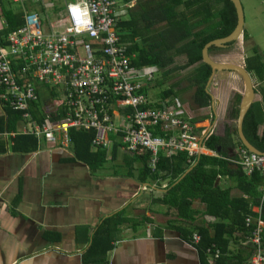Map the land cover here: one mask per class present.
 I'll list each match as a JSON object with an SVG mask.
<instances>
[{
    "label": "crops",
    "instance_id": "obj_1",
    "mask_svg": "<svg viewBox=\"0 0 264 264\" xmlns=\"http://www.w3.org/2000/svg\"><path fill=\"white\" fill-rule=\"evenodd\" d=\"M51 2L63 4V0ZM51 2L46 1L48 4ZM14 4L23 7V13L25 10L39 9H33L31 2ZM57 10L58 7H55L52 11ZM55 17L50 16L49 21L52 22ZM43 18L48 19L46 16ZM217 54L210 55L217 59ZM179 61L183 62L180 64ZM185 62L184 57H178L175 65ZM223 62L246 66L245 58L243 62L237 57ZM191 68L176 73L170 79L161 78L159 84L165 86L161 94L174 87L176 95L172 106L182 116L194 121L200 133L203 131L211 136L225 137L227 129L232 130L237 126L238 118L234 117L233 110L237 99H242L243 80L234 73H220L210 87V105L201 107L194 101L195 89L188 80V73L194 66ZM158 72L156 70V74ZM254 79L259 92L258 102H261L263 95L258 89L259 83ZM37 91L40 100L35 106L32 105L31 111L34 120L39 123L46 114L55 117L60 113L62 93L41 84H37ZM160 100L161 95L157 101ZM7 109L9 107L0 101V128H3L0 130V264H84V256L92 246L99 226L105 219L118 213L139 221L143 217L151 221L136 227L126 224L115 231L106 264H203L199 251L189 241L192 235L184 238L185 231L191 234L195 224L178 219L174 210L154 202V198L161 196V190L153 189L155 186L142 189V185L149 184H142L136 179L141 161L139 158L134 159L135 154L121 149L120 134L111 133L112 147L107 151L106 161L100 166H91L75 157L72 139L66 146L49 144L25 134L26 122L21 118L16 131L8 130ZM114 111L115 127L120 128L127 123L126 110L115 108ZM261 129L262 126L260 134ZM19 135L34 137L37 148L31 152L15 151L14 140ZM239 148L236 145L235 150L229 149L227 157L217 151L207 150L208 156L230 161L236 157ZM96 150L93 148V151ZM130 172L133 175H129ZM163 183L157 182L160 188H165L161 187ZM218 184L223 188H231L230 196L234 199L247 200L253 215L262 211L260 205L254 204L253 199L238 188L239 183L235 180L222 178ZM263 189L264 186L259 190L262 193L261 203L264 202ZM192 210L203 214L206 205L195 201ZM194 218L196 224L204 222L212 227L218 224L233 225L231 220L222 221L211 216ZM234 218L235 215H232L231 219ZM243 239L244 235L236 232L230 249L235 253L237 250L244 252L248 242H243ZM236 255L229 256V264H239V256ZM210 257L208 262L212 264Z\"/></svg>",
    "mask_w": 264,
    "mask_h": 264
},
{
    "label": "built area",
    "instance_id": "obj_2",
    "mask_svg": "<svg viewBox=\"0 0 264 264\" xmlns=\"http://www.w3.org/2000/svg\"><path fill=\"white\" fill-rule=\"evenodd\" d=\"M6 1L31 2L39 7L25 10L21 28L0 35V101L20 113L26 122L25 134L66 146L71 143L70 129L94 131L93 148L106 151L112 147L111 133L120 134L121 149L148 154L151 171H155L160 155L170 158L186 153L191 164L208 155L203 140L210 133H200L199 126L171 103L150 100L147 89L154 83L157 69L132 64L135 56L121 41L117 26L126 8L134 5L120 6L117 0H63L65 5L45 0ZM55 7L58 10L53 12ZM55 15L54 21H49ZM1 23L0 30L5 20ZM37 84L62 93L61 118L52 120L46 114L42 122L34 120L31 107L38 101ZM115 108L126 110L127 123L120 128L114 124ZM156 129L162 134H155ZM230 161L247 176L259 173L264 178V154L240 147ZM150 186L142 185V189ZM260 213L245 219L246 227H252L249 241L254 249L248 264H264ZM200 241L201 236L193 233L191 246L195 248ZM208 253L215 264L220 252L209 248Z\"/></svg>",
    "mask_w": 264,
    "mask_h": 264
},
{
    "label": "trees",
    "instance_id": "obj_3",
    "mask_svg": "<svg viewBox=\"0 0 264 264\" xmlns=\"http://www.w3.org/2000/svg\"><path fill=\"white\" fill-rule=\"evenodd\" d=\"M117 1L120 6L135 2L134 6L126 8V15L119 18L117 26L121 41L128 45L129 54L135 56L132 64L136 67H156L165 79H170L176 73L194 66L193 70L188 73V80L195 89L194 101L201 107L209 106L211 98L206 91V86L212 74V68L202 62L203 50L210 42L228 37L236 29L238 18L234 4L230 0ZM0 17L5 20V27L1 33L3 36H7L24 25L23 7L15 6L10 1L0 0ZM243 39L246 42L250 41L246 32H244ZM235 44L228 46L232 48ZM220 50L212 47L209 53ZM251 52L250 55L247 53L245 58L246 69L259 83L258 89L263 95V100L254 103L248 111L244 120L243 132L251 145L264 152V133H259L261 126L264 125V56L256 46H251ZM178 57H184L186 62L182 65H175ZM175 95V88L172 87L161 94V99L172 105ZM38 100H40L39 93ZM240 102L241 99H237L233 110L236 119L239 116ZM7 114L8 130L16 131L17 124L21 121L20 113L9 108ZM34 116L37 115L34 113ZM57 118H61L60 113H57L55 117L52 116L51 119ZM0 130L2 131L3 128ZM158 133L161 132L156 129L155 134ZM69 136L74 141V154L78 160L91 166H100L106 161L108 155L106 150L93 151L94 131L70 129ZM14 142L13 149L18 152H31L37 148L36 139L32 136L19 135ZM236 145L244 147L239 139L237 126H234L232 130L227 129L225 137L212 135L204 141L207 149L217 151L223 157L228 156L229 149L235 150ZM138 158L141 161L136 174L138 182L149 185H152L154 181L158 184L163 181L166 183L165 188H160V185L156 183L153 189L161 190L159 193L161 196L154 198L153 201L174 210L178 219L195 224L191 234L185 231L184 238L190 237L193 233L201 236V241L196 244L195 249L199 251L203 264H209V248L214 252L215 250L220 252L216 264H229L231 254L239 256V264H247L254 249L249 241L252 227H246L245 219L257 215L250 212L247 200L231 197L232 189L223 188L218 184V180L229 178L238 182V188L251 197L254 204L261 206L260 217L264 222V202L261 203L262 193L259 191L264 186V178L259 173L247 176L240 167L234 166L228 160L202 155L196 159L194 163H197L196 167L180 182L174 184L185 171L194 165L189 163L186 153H179L170 158L160 155L155 171H151L147 165L148 154H135L134 159ZM129 175L133 174L130 172ZM195 201L206 205L203 214L192 210ZM232 215H235L234 219H231ZM195 216H211L222 221L231 220L233 225L218 224L212 227L204 222L196 224ZM148 220L151 221L144 217L141 221L128 218L123 213L105 219L95 234L92 246L84 256V264H103L100 262L106 261L115 231L123 225L129 224L136 227ZM219 231H221L220 234H218ZM236 232L244 235L243 242H248L244 252L237 250L235 253L230 249ZM261 244L264 255V229L261 234ZM102 245L103 248H101Z\"/></svg>",
    "mask_w": 264,
    "mask_h": 264
},
{
    "label": "water",
    "instance_id": "obj_4",
    "mask_svg": "<svg viewBox=\"0 0 264 264\" xmlns=\"http://www.w3.org/2000/svg\"><path fill=\"white\" fill-rule=\"evenodd\" d=\"M230 1L234 4V7L236 9L237 18H238L237 27L233 31V33L230 34L228 37L210 42L209 44L206 45V47L203 50V62L208 64L212 68V75L207 83L206 91L208 94H210L209 91L210 86L213 83L215 76H217L219 73H228V74L234 73L242 78L244 87H243V95L239 107V116L237 119V129H238L239 139L242 142V145L245 148H247L249 151L258 155H263L264 152L259 151L257 148L251 145L243 132L244 120L248 111L250 110V108L254 103L259 101V92L256 89L257 87L254 77L251 75L249 71H247L246 66L232 64V63L217 62L211 58V55L209 53V50L212 47L226 48L228 45L232 43H238L244 37L245 17L243 14L242 5L239 0H230ZM261 133L262 134L264 133V125L262 126ZM218 150L221 151V149ZM196 165L197 163L194 164L189 170L185 171V173L181 175V177H179V179L175 181L174 184L180 182L189 172H191L196 167Z\"/></svg>",
    "mask_w": 264,
    "mask_h": 264
},
{
    "label": "rangeland",
    "instance_id": "obj_5",
    "mask_svg": "<svg viewBox=\"0 0 264 264\" xmlns=\"http://www.w3.org/2000/svg\"><path fill=\"white\" fill-rule=\"evenodd\" d=\"M46 1L51 2V0H46ZM239 1L242 5L243 14L245 17L244 32L247 33V35L250 38V41L246 42L242 38L238 43H236L232 48H230L229 51L226 52L228 54L236 53L233 55L223 54L218 51L217 52L219 54H217L216 51L213 52L212 56L215 55L216 53L217 60H220L221 62L225 60H229V59H235L236 57L239 58L241 62H243L244 58H246L247 53L248 55L252 53L251 46L258 47L259 50L264 53V0H239ZM31 7L33 9L38 8L37 5H34V6L31 5ZM53 21H54V18H53ZM182 62L179 61L180 64ZM189 69H192V68L189 67L185 70H189ZM161 78H162L161 72L160 74L158 72L156 74L154 84L152 83V87L151 88L149 87L150 89L148 88L149 89L148 96L151 101L155 102L159 100V96L161 95V92L164 90L165 86H161L159 84V80H161Z\"/></svg>",
    "mask_w": 264,
    "mask_h": 264
},
{
    "label": "flooded vegetation",
    "instance_id": "obj_6",
    "mask_svg": "<svg viewBox=\"0 0 264 264\" xmlns=\"http://www.w3.org/2000/svg\"><path fill=\"white\" fill-rule=\"evenodd\" d=\"M219 49H221L220 51H218V52H220V53H225V52H227V51H229L230 50V47L229 46H227L226 48H219ZM217 51H216V53H218ZM212 54V53H211ZM212 59H213V57H211ZM213 60H215V61H217V62H221L220 60H217V59H213ZM203 62V61H202ZM204 63V62H203ZM222 63H227V62H222ZM206 64V63H205ZM220 74V73H219ZM218 74V75H219ZM226 74H228V73H226ZM230 74V73H229ZM212 75V74H211ZM211 77V76H210ZM216 77V76H215ZM209 81V80H208ZM212 85V84H211ZM207 87V86H206ZM211 87V86H210Z\"/></svg>",
    "mask_w": 264,
    "mask_h": 264
}]
</instances>
